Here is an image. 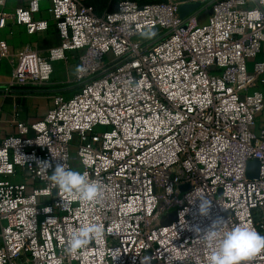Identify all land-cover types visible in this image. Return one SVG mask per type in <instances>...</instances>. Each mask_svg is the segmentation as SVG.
<instances>
[{"label": "built area", "instance_id": "built-area-1", "mask_svg": "<svg viewBox=\"0 0 264 264\" xmlns=\"http://www.w3.org/2000/svg\"><path fill=\"white\" fill-rule=\"evenodd\" d=\"M85 1L29 0L7 13L0 0V29L11 21L43 33L51 22L58 37L46 58L22 52L10 87L44 91L53 63L75 55L76 65L41 120L0 140V264H207L194 228L216 217L222 231L264 235V63L247 69L264 45V0H124L101 15ZM42 2L49 21L33 18ZM189 4L197 10L182 17ZM8 50L0 41V66ZM254 159L258 177L248 179ZM38 161L86 172L101 198L61 193ZM198 197L211 201L209 216L196 213ZM83 222L103 232L70 253ZM242 264H264V250Z\"/></svg>", "mask_w": 264, "mask_h": 264}, {"label": "crops", "instance_id": "crops-1", "mask_svg": "<svg viewBox=\"0 0 264 264\" xmlns=\"http://www.w3.org/2000/svg\"><path fill=\"white\" fill-rule=\"evenodd\" d=\"M27 1L29 0H7L1 10L7 13L13 12L15 8L24 5ZM46 9L47 7L44 9L45 13H42L40 7L39 12L34 14L33 18L35 20L49 21ZM0 41H5L9 47L8 57L0 66V140H2L7 136L17 134V122L32 124L41 120L51 107V96L56 89L54 87L56 84L62 83L64 75L66 77L65 82L71 79L76 66L64 64V71L58 70V73L54 74L50 88L41 92H36L29 87H10V65L19 59L22 52L27 48L33 49L41 57L46 58L49 49L58 44V37L51 22H49L47 31L28 34L24 26L7 21L5 27L0 29ZM256 61L264 63V45L261 54L256 59L247 61L248 71L252 70ZM256 89L264 94V75L259 79Z\"/></svg>", "mask_w": 264, "mask_h": 264}, {"label": "clouds", "instance_id": "clouds-1", "mask_svg": "<svg viewBox=\"0 0 264 264\" xmlns=\"http://www.w3.org/2000/svg\"><path fill=\"white\" fill-rule=\"evenodd\" d=\"M38 163L52 169L49 179L61 193L75 194L86 202H96L101 198L103 192L101 184L90 180L86 172L66 168L62 163H57L54 167L50 161ZM194 206L198 215L205 217L210 215L212 203L206 197H198ZM223 224L224 218L216 217L206 229L199 226L194 228L210 246L207 264H242L246 258L264 250V235H260L251 226L237 224L227 231H222ZM102 232V226L83 222L72 232L67 242V250L70 253L78 252L90 241L98 238Z\"/></svg>", "mask_w": 264, "mask_h": 264}, {"label": "trees", "instance_id": "trees-1", "mask_svg": "<svg viewBox=\"0 0 264 264\" xmlns=\"http://www.w3.org/2000/svg\"><path fill=\"white\" fill-rule=\"evenodd\" d=\"M124 0H86L85 4L90 6L96 15H101L104 11L113 12L117 8V4ZM136 3L137 5L158 4L165 0H126Z\"/></svg>", "mask_w": 264, "mask_h": 264}, {"label": "rangeland", "instance_id": "rangeland-1", "mask_svg": "<svg viewBox=\"0 0 264 264\" xmlns=\"http://www.w3.org/2000/svg\"><path fill=\"white\" fill-rule=\"evenodd\" d=\"M48 6V4L46 3V2H42L41 4H40V7H41V9H42V13H45V7H47ZM201 16H200V20H204L205 18H206V13H204V12H202V14H200ZM73 57H75V55H73V56H71V58L73 59ZM71 58H69L68 60H67V63L65 64V65H75V62H74V60H72ZM113 59V57H112V55L111 54H107L106 56H105V60H112ZM63 65H64V63H62V62H55V63H53V71H54V73H53V75H52V81H53V78H54V74L55 73H58V70H62V71H64V69H65V67H63ZM76 66V65H75ZM65 75H64V77H63V81L65 82ZM55 81H56V79H54ZM61 80V79H60ZM62 81V82H63ZM61 83V82H60ZM259 84V80H258V83H257V85ZM71 93H73V90H70L69 92H66V95H70ZM72 157L73 158H75V155H72ZM17 181H19L20 179H16ZM44 201H49V199L48 198H46ZM260 212H261V215L262 216H264V204H263V206H262V208H261V210H260ZM172 215H173V213H172V211H170L169 212V214L167 215V218H171L172 217Z\"/></svg>", "mask_w": 264, "mask_h": 264}, {"label": "water", "instance_id": "water-1", "mask_svg": "<svg viewBox=\"0 0 264 264\" xmlns=\"http://www.w3.org/2000/svg\"><path fill=\"white\" fill-rule=\"evenodd\" d=\"M198 8L197 4L181 5L179 7V13L182 17L193 13ZM259 161L254 159L246 164V177L248 179H254L258 177L259 173ZM181 190L187 189V186L180 187Z\"/></svg>", "mask_w": 264, "mask_h": 264}]
</instances>
